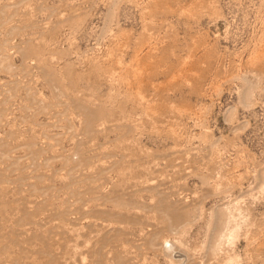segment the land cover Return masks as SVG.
Segmentation results:
<instances>
[{
  "label": "rangeland",
  "instance_id": "374dc122",
  "mask_svg": "<svg viewBox=\"0 0 264 264\" xmlns=\"http://www.w3.org/2000/svg\"><path fill=\"white\" fill-rule=\"evenodd\" d=\"M0 264H264V0H0Z\"/></svg>",
  "mask_w": 264,
  "mask_h": 264
}]
</instances>
